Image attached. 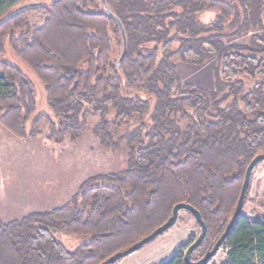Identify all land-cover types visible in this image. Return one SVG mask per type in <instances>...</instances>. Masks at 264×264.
I'll use <instances>...</instances> for the list:
<instances>
[{"label": "trees", "instance_id": "trees-1", "mask_svg": "<svg viewBox=\"0 0 264 264\" xmlns=\"http://www.w3.org/2000/svg\"><path fill=\"white\" fill-rule=\"evenodd\" d=\"M105 1L111 15L102 0H46L8 17L26 3L0 0V125L24 139L47 124L48 139L61 143L98 119L91 131L100 145L128 149L121 172L90 178L66 205L0 221V264H102L163 226L178 204L207 226L198 261L225 232L246 170L264 154V0ZM207 12L215 17L206 24ZM32 13L44 16L41 26H30ZM117 21L127 43L120 64ZM249 33V45L226 44ZM176 57L196 66L217 59L214 88L183 84ZM245 78L257 83L247 89ZM35 81L54 118L43 111L32 122ZM57 235L87 241L70 250ZM191 243L162 264H186ZM221 251L222 264H264V216L242 211L208 264Z\"/></svg>", "mask_w": 264, "mask_h": 264}, {"label": "rangeland", "instance_id": "rangeland-1", "mask_svg": "<svg viewBox=\"0 0 264 264\" xmlns=\"http://www.w3.org/2000/svg\"><path fill=\"white\" fill-rule=\"evenodd\" d=\"M20 1L27 4L38 0ZM214 17V13L207 12L202 14L200 19L207 24ZM43 22L44 16L41 13L28 16V23L32 27H39ZM251 36L252 33H249L227 40L226 44L249 45ZM174 63L183 84L206 90L214 88L217 59L196 66L184 63L176 57ZM245 81L247 89L257 83L249 78H245ZM43 111L54 118L48 108L42 107ZM98 122V119H90L91 129L79 140L71 142L66 138L61 143L48 139L47 124H42L35 136L24 139L14 136L0 125V221L7 223L33 212H48L60 208L66 205L90 178L118 173L125 168L127 147L123 145L117 151L104 149L91 131ZM243 214L249 217L264 216V161L258 164L252 173ZM200 232L193 216L182 211L171 230L116 264H162L179 247L196 240ZM56 237L70 250L87 241L86 238L78 239L64 235ZM225 259V252L221 251L214 263L222 264Z\"/></svg>", "mask_w": 264, "mask_h": 264}, {"label": "water", "instance_id": "water-1", "mask_svg": "<svg viewBox=\"0 0 264 264\" xmlns=\"http://www.w3.org/2000/svg\"><path fill=\"white\" fill-rule=\"evenodd\" d=\"M102 2L104 5V8H105V11L111 15V13L108 10L106 1L102 0ZM47 5H48V2H46L44 0H38V1L31 2V3H27V4H24L23 6L19 7L15 11L11 12L8 15V17L13 16L16 13H19V12L27 10V9L37 8V7H41V6H47ZM117 22H118V25H119V28H120V31H121V34L123 37V43H124V51H123V54H122L121 59L119 61V64H120V62L122 61V59L125 56V53L127 50V48H126L127 43H126V36H125L124 28L119 21H117ZM35 83H36L37 89L39 91V101H38L39 111H38L37 115L35 116V118L32 120V122L42 113V107L44 104L43 90H42L41 86L36 81H35ZM263 161H264V154L256 157L248 166L246 173H245L244 182H243V185L241 188V193H240V197H239L235 212H234L229 224L227 225L225 232L220 237L217 244L214 246L213 250L209 251L202 259H200L198 261H192V254L204 242L206 235H207V226H206L205 222L203 221L201 214L196 209H194L192 206L187 205V204H178L173 208L172 216L169 218V220L163 226L159 227L152 234L145 237L141 241L137 242L133 246L129 247L125 251L119 252L116 255L112 256L110 259H108L107 261H105L102 264H116L119 261H121V260L135 254L136 252L140 251L142 248H144L145 246H147L151 242L155 241L158 237L164 235L166 232L171 230L176 225L178 218H179V214L182 211H186V212L190 213L193 216V218L195 219L196 223L198 224V226L200 227V230H201L197 239L194 240L189 245V247L185 253V258H184L185 263L186 264H208L218 254V252L222 248L224 242L229 237L231 230L233 229L236 221L242 215L246 195H247L248 189L250 187L252 173H253L254 169L256 168V166L258 164L262 163Z\"/></svg>", "mask_w": 264, "mask_h": 264}]
</instances>
